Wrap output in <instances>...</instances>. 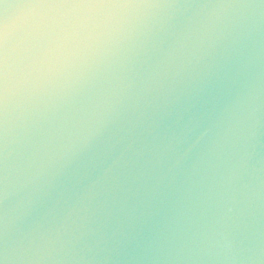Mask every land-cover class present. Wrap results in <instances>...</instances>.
<instances>
[{
    "label": "clouds",
    "instance_id": "clouds-1",
    "mask_svg": "<svg viewBox=\"0 0 264 264\" xmlns=\"http://www.w3.org/2000/svg\"><path fill=\"white\" fill-rule=\"evenodd\" d=\"M0 264H264V0H0Z\"/></svg>",
    "mask_w": 264,
    "mask_h": 264
}]
</instances>
